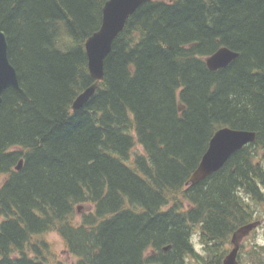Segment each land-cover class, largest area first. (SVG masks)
<instances>
[{
    "label": "trees",
    "instance_id": "16d2710c",
    "mask_svg": "<svg viewBox=\"0 0 264 264\" xmlns=\"http://www.w3.org/2000/svg\"><path fill=\"white\" fill-rule=\"evenodd\" d=\"M105 1L0 0L29 99L9 88L0 103V264H63L33 242L48 232L74 264H222L238 228L264 231V0L143 3L72 112L92 83L84 42ZM220 47L238 56L210 71L204 60ZM221 127L255 141L186 185ZM85 204L92 211L74 223ZM243 247L239 264H264V243Z\"/></svg>",
    "mask_w": 264,
    "mask_h": 264
},
{
    "label": "water",
    "instance_id": "95a60500",
    "mask_svg": "<svg viewBox=\"0 0 264 264\" xmlns=\"http://www.w3.org/2000/svg\"><path fill=\"white\" fill-rule=\"evenodd\" d=\"M149 1L151 0H106L104 2L99 29L84 42L87 70L92 83L75 97L71 104L72 112L82 108L94 95L104 78V62L111 52L115 38L122 32L128 18L143 3ZM237 56V52L228 48H220L205 58V64L210 71H216L227 67ZM9 88L17 91L25 101L29 100L21 89L17 72L8 59L6 34L0 31V103L3 93ZM255 138L256 134L253 131L235 130L228 127L215 131L186 185H195L218 171L233 153L253 143ZM21 166L22 160H19L16 170H20ZM259 225V221L251 222L233 233L232 248L224 257L222 264H239L237 256L242 239Z\"/></svg>",
    "mask_w": 264,
    "mask_h": 264
},
{
    "label": "rangeland",
    "instance_id": "374dc122",
    "mask_svg": "<svg viewBox=\"0 0 264 264\" xmlns=\"http://www.w3.org/2000/svg\"><path fill=\"white\" fill-rule=\"evenodd\" d=\"M141 148L136 146L135 151L140 152ZM262 163L264 164V158ZM90 211H92V208L85 204V205H79L75 207V214H74V223H79L81 220V217L83 214H87ZM2 220V217H0V222ZM41 239L45 241L48 245L47 252H44V255L50 259L51 261H60L63 264H74L75 258L72 257L68 252L66 251L64 242L62 238L56 233V232H48L44 235L38 237L35 240ZM192 243L194 244V248L196 251L200 252V247L197 241L196 234H193L192 236ZM253 243H264V231L261 228H258L256 230L255 234H250L246 238H244L241 241L240 245H244L243 250L248 251L250 248V245ZM31 255V253H30ZM186 264H196L192 260H188Z\"/></svg>",
    "mask_w": 264,
    "mask_h": 264
},
{
    "label": "bare ground",
    "instance_id": "6f19581e",
    "mask_svg": "<svg viewBox=\"0 0 264 264\" xmlns=\"http://www.w3.org/2000/svg\"><path fill=\"white\" fill-rule=\"evenodd\" d=\"M100 24H101V21H100ZM99 27H100V25H99ZM99 27H98V29H99ZM98 29H97V30H98ZM97 30H96V31H97ZM96 31H95V32H96ZM95 32H93V33H95ZM93 33H92V34H93ZM92 34H91V35H92ZM91 35H89V36H91ZM89 36H88V37H89ZM88 37H87V38H88ZM87 38H86V39H87ZM220 48H227V47H220ZM220 48H219V49H220ZM228 49H229V48H228ZM230 50H231V49H230ZM204 61H205V60H204ZM221 128H223V127H221ZM228 128H230V127H228ZM219 129H220V128H219ZM231 129H233V128H231ZM217 130H218V129H217ZM217 130H216V131H217ZM235 130H240V129H235ZM213 134H214V133H213ZM208 143H209V142H208Z\"/></svg>",
    "mask_w": 264,
    "mask_h": 264
}]
</instances>
